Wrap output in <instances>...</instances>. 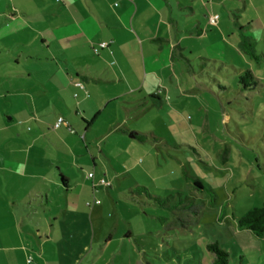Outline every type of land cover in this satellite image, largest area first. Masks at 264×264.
I'll return each mask as SVG.
<instances>
[{"label": "rangeland", "instance_id": "rangeland-1", "mask_svg": "<svg viewBox=\"0 0 264 264\" xmlns=\"http://www.w3.org/2000/svg\"><path fill=\"white\" fill-rule=\"evenodd\" d=\"M31 2L0 0V12L13 14L17 5ZM207 2L205 8L197 5L195 17L183 19L187 32L179 36L195 37L184 41L190 50L176 58L173 82L161 89L163 105L150 98L133 108L126 116L129 131H118L104 143L73 125L72 131L58 132L67 148L48 145L53 164L72 181L68 195L85 197V205L100 202L86 206L93 251L102 256L94 264H210L207 245L217 241L231 264H264V237L236 224L264 202V0ZM215 14L220 20L210 25ZM5 17H0V32L7 23L16 25ZM8 35L6 50L0 49V94L9 91L15 106L0 98L6 118L16 116V37L6 30ZM240 41L252 47L253 58ZM246 70L256 79L241 83ZM34 125L25 124L20 132L30 135ZM3 134L8 133L0 130ZM89 172L110 187L94 188ZM61 194L55 188L51 199ZM128 229L132 235L125 241ZM108 236L112 241L100 251Z\"/></svg>", "mask_w": 264, "mask_h": 264}, {"label": "crops", "instance_id": "crops-1", "mask_svg": "<svg viewBox=\"0 0 264 264\" xmlns=\"http://www.w3.org/2000/svg\"><path fill=\"white\" fill-rule=\"evenodd\" d=\"M31 1L17 5L13 14L0 12L16 24L7 23L0 32V49L6 50V30L16 37V116L6 118L0 109V130L8 133L0 137V264H94L102 256L93 251L88 199L68 195L72 181L53 164L48 145L58 151L66 147L58 132L73 125L104 143L118 131H129L126 116L133 108L150 98L163 105L161 89L173 82L176 58L190 50L184 41L195 37L179 36L187 32L183 19L195 17L197 5L205 8L209 2ZM101 43L109 45L102 49ZM1 97L15 106L9 91L2 90ZM60 117L67 125L55 130ZM30 122L37 128L22 134L20 128ZM56 175L69 181L66 186ZM89 179L94 188L104 180L97 173ZM55 188L63 195L52 200ZM124 235L130 239L131 230Z\"/></svg>", "mask_w": 264, "mask_h": 264}, {"label": "trees", "instance_id": "trees-1", "mask_svg": "<svg viewBox=\"0 0 264 264\" xmlns=\"http://www.w3.org/2000/svg\"><path fill=\"white\" fill-rule=\"evenodd\" d=\"M244 42L240 41V45L242 47V51L248 55L249 57H254V51L251 46L243 47ZM244 76L246 78H244ZM245 79L255 80L256 78L251 73L250 70H246L240 77V82L244 83ZM60 181L63 186L69 182L63 176H59ZM236 224L238 229L246 230L250 232L256 238L264 237V202L261 207L254 208L247 212L243 217L236 219ZM208 251L213 255L212 261L210 264H231V257L229 252L222 246L221 243L213 242L207 245Z\"/></svg>", "mask_w": 264, "mask_h": 264}, {"label": "built area", "instance_id": "built-area-1", "mask_svg": "<svg viewBox=\"0 0 264 264\" xmlns=\"http://www.w3.org/2000/svg\"><path fill=\"white\" fill-rule=\"evenodd\" d=\"M129 1H133V0H129ZM218 20H219V16H218V15L211 16V17H209V24H210V25H216L217 22H218ZM108 45H109L108 43H101V44H100V47H101L102 49H104V48H107ZM76 86H78V87H82L81 84H76ZM63 124H66V122H65L64 118L60 117V118H58V120L56 121L54 127H55V128H59V127H61ZM66 125H67V124H66ZM68 129H69L70 131H72V129H71L70 127H68ZM88 178H93V174L90 173V174L88 175ZM101 184L104 185L105 187H109V186H110V184L107 183L105 180H102V181H101ZM99 204H100V202H99L98 200L94 199L92 202L87 203V206H88V207H92V206H96V205H99Z\"/></svg>", "mask_w": 264, "mask_h": 264}]
</instances>
